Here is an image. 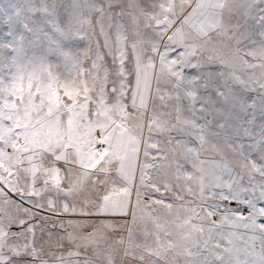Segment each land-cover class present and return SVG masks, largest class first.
I'll list each match as a JSON object with an SVG mask.
<instances>
[{"label": "snow or ice", "instance_id": "obj_1", "mask_svg": "<svg viewBox=\"0 0 264 264\" xmlns=\"http://www.w3.org/2000/svg\"><path fill=\"white\" fill-rule=\"evenodd\" d=\"M0 264H264V0H0Z\"/></svg>", "mask_w": 264, "mask_h": 264}]
</instances>
